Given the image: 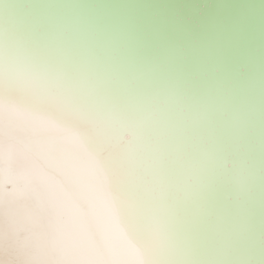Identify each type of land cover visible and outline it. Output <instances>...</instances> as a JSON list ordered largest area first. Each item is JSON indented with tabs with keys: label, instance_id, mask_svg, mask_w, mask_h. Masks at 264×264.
Listing matches in <instances>:
<instances>
[{
	"label": "bare ground",
	"instance_id": "1",
	"mask_svg": "<svg viewBox=\"0 0 264 264\" xmlns=\"http://www.w3.org/2000/svg\"><path fill=\"white\" fill-rule=\"evenodd\" d=\"M28 18L0 0V51L27 56L44 92L34 104H0V264H146L118 179L149 192L204 251L239 264L241 242L261 238L253 207L264 215L263 176L225 137L244 124L216 122L174 86Z\"/></svg>",
	"mask_w": 264,
	"mask_h": 264
},
{
	"label": "water",
	"instance_id": "2",
	"mask_svg": "<svg viewBox=\"0 0 264 264\" xmlns=\"http://www.w3.org/2000/svg\"><path fill=\"white\" fill-rule=\"evenodd\" d=\"M16 4L38 31L63 27L67 34L76 33L91 43L98 56L110 54L121 67V60L127 62L135 70H127L130 74L172 85L184 98L206 105L214 120L236 116L244 132L233 138L224 127L225 137L264 180V0H16ZM253 208L260 229L264 215L260 204Z\"/></svg>",
	"mask_w": 264,
	"mask_h": 264
},
{
	"label": "snow or ice",
	"instance_id": "3",
	"mask_svg": "<svg viewBox=\"0 0 264 264\" xmlns=\"http://www.w3.org/2000/svg\"><path fill=\"white\" fill-rule=\"evenodd\" d=\"M39 73L40 69L20 51H0V104L14 99L38 102L44 94L35 86ZM116 188L129 222L148 245L146 264H231L229 257L218 258L204 251L191 230L177 228L164 205L157 204L149 192L121 179ZM200 198L205 202L210 199L209 194H201ZM206 210H212L211 204L206 203ZM238 250L243 254L239 264H264V225L258 242L242 241Z\"/></svg>",
	"mask_w": 264,
	"mask_h": 264
}]
</instances>
